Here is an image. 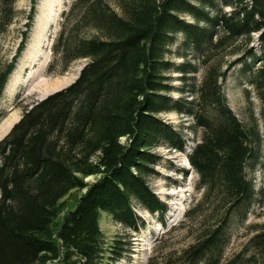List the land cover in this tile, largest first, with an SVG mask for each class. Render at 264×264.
I'll return each instance as SVG.
<instances>
[{
  "label": "trees",
  "instance_id": "obj_1",
  "mask_svg": "<svg viewBox=\"0 0 264 264\" xmlns=\"http://www.w3.org/2000/svg\"><path fill=\"white\" fill-rule=\"evenodd\" d=\"M17 1L0 0V32L14 23ZM37 1L29 0L25 30L0 65V97ZM179 37L184 60L174 64ZM77 60L85 64L75 81L24 109L0 141V264H115L129 243L106 244L100 223L105 216L138 232L133 203L163 224L167 208L146 177L159 145L184 148L181 133L160 118L169 112L200 132L187 159L201 195L184 216L196 232L180 252H156L145 264H264V226L225 256L230 228L264 192L250 178L261 147L257 121L242 123L223 92L228 71L240 66L264 103V0H73L47 71L63 73Z\"/></svg>",
  "mask_w": 264,
  "mask_h": 264
},
{
  "label": "rangeland",
  "instance_id": "obj_2",
  "mask_svg": "<svg viewBox=\"0 0 264 264\" xmlns=\"http://www.w3.org/2000/svg\"><path fill=\"white\" fill-rule=\"evenodd\" d=\"M72 1H37L26 46L19 55L0 97V123L10 114H16L21 119L24 109H30L31 106L46 97L42 99L43 92L46 91L48 85L64 78H71L63 88L48 94L51 95L66 88L78 77L85 60L73 62L63 73H60L59 69H54L51 73L47 71L52 59L53 41L62 22V14L69 8ZM224 10L229 11L228 9ZM29 11V0H19L15 4L16 19L14 23L5 31L0 32V65L9 62L14 54L20 36L25 30L24 25ZM184 19L192 22L188 16ZM256 37L257 35H253L252 46L254 52L260 54L261 48L257 45ZM182 42L179 37L171 49L170 61L174 64H180L184 60L183 57L181 58V51H178ZM186 54L187 58L191 57L190 53ZM231 60V58L225 57L224 62ZM41 67L42 71H40ZM240 69V66H236L228 71L223 84V92L229 108L242 123L247 124L250 116H253L257 121L261 147L250 178L255 189H261L264 192V103L257 98L255 90L243 77ZM29 73H33L34 80L31 82L27 80L25 84V78ZM201 74L196 75L197 80L201 78ZM169 75L172 79V86L180 87V82L177 79L178 74ZM31 85L33 88L29 91L28 87ZM170 96L174 99L181 98L175 92L170 93ZM183 96L186 97L185 94ZM160 118L175 131L181 133L184 143V148L181 151L174 147L159 145L154 152L160 156V160L154 166L153 174L146 177L149 189L167 208L163 224L158 221L157 214H150L137 203H133L132 208L135 215L143 222V226L139 228L138 232L103 216L100 229L106 244L115 238L129 243V252H124L115 264H145L149 257L156 252L161 253V256L165 252L178 253L193 242L196 228L192 223L185 221L184 216L190 205L200 197L201 192L196 188L198 175L189 165L187 156L198 143L200 132L198 131L196 134L190 131L192 121L184 115L169 112L160 115ZM6 134L0 135V140ZM94 181V177L86 178L88 183ZM74 194L77 195V193ZM259 202L254 203L245 222H237L230 228L231 236L225 252L226 257L239 251L256 233L255 229H261L264 226V198Z\"/></svg>",
  "mask_w": 264,
  "mask_h": 264
},
{
  "label": "bare ground",
  "instance_id": "obj_3",
  "mask_svg": "<svg viewBox=\"0 0 264 264\" xmlns=\"http://www.w3.org/2000/svg\"><path fill=\"white\" fill-rule=\"evenodd\" d=\"M40 71H42V67H41V70ZM25 79H24L25 81L23 80L25 84L27 83V80L29 82L33 81L34 80L33 73H29L26 76ZM70 80H71V78L68 77V78H64V79H62V80H60L58 82L52 83L51 85H48V87L46 85L47 89H46L45 92H43L42 99L45 96H47L48 94H50V93H52V92H54L56 90H59V89L63 88ZM32 88H33V86L31 85L30 87H28V90L30 91ZM18 119H19V116L16 115V114H10L7 118H5L0 123V135L6 134L7 131H9L10 128L18 121Z\"/></svg>",
  "mask_w": 264,
  "mask_h": 264
},
{
  "label": "water",
  "instance_id": "obj_4",
  "mask_svg": "<svg viewBox=\"0 0 264 264\" xmlns=\"http://www.w3.org/2000/svg\"><path fill=\"white\" fill-rule=\"evenodd\" d=\"M18 121H19V120H18ZM18 121H17V122H18ZM17 122H16V123H17ZM11 128H12V127H11ZM11 128H10V129H11ZM9 131H10V130H9ZM9 131L7 132V134L9 133ZM7 134H6V135H7ZM6 135H4V137H5Z\"/></svg>",
  "mask_w": 264,
  "mask_h": 264
}]
</instances>
